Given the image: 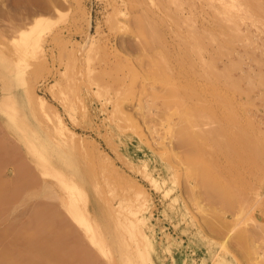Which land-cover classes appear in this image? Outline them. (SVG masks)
Masks as SVG:
<instances>
[{
	"label": "rangeland",
	"instance_id": "obj_1",
	"mask_svg": "<svg viewBox=\"0 0 264 264\" xmlns=\"http://www.w3.org/2000/svg\"><path fill=\"white\" fill-rule=\"evenodd\" d=\"M31 24L35 31L20 37ZM0 30V264H82L83 256L106 264L82 234L72 235L53 168L87 198L110 264H264V0H0ZM167 79L182 108L164 100ZM181 113L201 139L205 130L211 140L238 128L243 146L256 145V155L243 147L251 163L240 160L242 173H230L227 148L205 139L225 150L201 157L223 167V181H236L226 182L235 205L197 185L175 135L186 124ZM58 122L67 131L55 132ZM46 127L60 146L50 139L44 151L36 131ZM226 133L218 140L234 142ZM25 146L41 153L36 164L51 163L48 175Z\"/></svg>",
	"mask_w": 264,
	"mask_h": 264
},
{
	"label": "bare ground",
	"instance_id": "obj_2",
	"mask_svg": "<svg viewBox=\"0 0 264 264\" xmlns=\"http://www.w3.org/2000/svg\"><path fill=\"white\" fill-rule=\"evenodd\" d=\"M38 21V22H37ZM39 21H41L42 22V20L41 19H39V18H37V19H35L32 23L35 25L36 24V27L33 25V24H31V26H30V28L33 26V27H35V28H37L38 30L39 29H42V28H39V24L40 25H42V23H40ZM39 23V24H38ZM41 27V26H40ZM35 28H31L30 30H28L29 29V27L28 28H26L25 29V31H22L21 29V31H19V30H17L18 32H20V37L21 36H25L24 38H27V35L29 36L30 34H28V33H30V32H32V30H34ZM18 29V28H17ZM24 30V29H23ZM38 30H36V31H38ZM1 31V30H0ZM35 31V30H34ZM16 32V31H15ZM17 33V32H16ZM37 34V33H39V32H33V34ZM0 34H3V33H1L0 32ZM32 33H31V35L32 36H34ZM35 34V35H36ZM1 36V35H0ZM23 38V37H22ZM28 38H30V37H28ZM32 38V37H31ZM23 41V40H22ZM23 45V44H22ZM22 45H18V46H22ZM26 46V44L24 45V46H22V47H17V48H21L20 49V51L22 50V51H25V49L23 48V47H25ZM13 52V51H12ZM14 54H16V50L13 52ZM13 53H11V54H13ZM165 80H166V78H165ZM167 84H168V92H167V95L166 96H168L169 98L167 99V97L164 99V100H168V102H170V101H173V102H171L170 104H177L178 106H180V108H182L181 107V101H180V99H178L177 98V96H176V92H177V86L175 85V83L174 82H172L171 80H169V79H167ZM5 86V85H4ZM195 87V86H194ZM8 87H6V88H4V89H7ZM201 89V88H200ZM169 94V95H168ZM3 97V96H2ZM11 97V96H10ZM0 98H1V96H0ZM4 98V97H3ZM39 100V102H38V106L40 107V109H43V105L45 104V102L42 100L41 101V99H38ZM37 100V101H38ZM170 100V101H169ZM2 102V101H1ZM0 102V104H3V103H1ZM175 102V103H174ZM164 103H167V102H165L164 101ZM168 104V103H167ZM166 104V105H167ZM176 105V106H177ZM0 107L2 108V106L0 105ZM8 108H5L6 110H4V111H7V110H10L11 111V109H10V107L9 106H7ZM44 107H45V105H44ZM2 110V109H1ZM10 111H8V112H3L4 114H6V113H10L9 115H11L10 117L12 118L13 116V114L10 112ZM14 111V110H13ZM43 111V110H42ZM185 112L184 113H188V111H187V109L186 110H184ZM221 111H219V113H220ZM182 113H183V111H182ZM181 113V114H182ZM8 114H6V117H7V120L10 118L9 116H7ZM189 114V113H188ZM188 114H187V116H188ZM0 115H1V111H0ZM182 115H185V114H182ZM182 115H180V116H182ZM190 116L192 115V114H189ZM194 115L195 114H193L192 116V120H193V118H194ZM227 116H229V113H227L226 114ZM15 116V115H14ZM189 116V117H190ZM226 116V117H227ZM233 116V115H232ZM6 117H4V118H6ZM9 117V118H8ZM183 117V116H182ZM182 117L180 118V119H182ZM225 117V116H224ZM230 118H231V115L229 116ZM15 118L17 119V116H15ZM14 118V119H15ZM185 118L186 119H184L185 121L187 120V117H186V115H185ZM233 118V117H232ZM190 119V118H189ZM188 119V120H189ZM190 119V120H191ZM197 118H195V120H196ZM7 120L5 121V122H7ZM184 120L182 119V121L184 122ZM8 121H10V120H8ZM22 121H24V120H22ZM200 121V120H199ZM14 122V121H13ZM192 121H190V123H191ZM3 123V122H2ZM15 123H18V122H15ZM23 123H25V122H23ZM39 123V122H38ZM194 123V122H193ZM12 124H14V123H12ZM185 124V123H184ZM183 124V126H182V128H180L179 130H177V132L179 133V134H177L176 132V134L175 135H178V137H180V138H178V140H179V142L181 143V142H184V144L185 145H183V146H187V150L186 151H188L187 152V154H189L188 156H186L188 159L187 160H189L188 161V163H192L193 164V166L194 165H196V170H194V169H190V167H192V164H189L190 166H189V168L188 169H190V171L191 172H193V170L195 171V172H193L194 174L193 175H197L196 177H198V179H200V181H198L197 182V180H196V183H198L197 185H199V187H203V189H205V191H206V193L208 194V195H211V196H213L214 194V197L216 198L215 200H218L217 202L219 203V200H221V202H222V204H224L223 203V201H228V202H230V200H232L233 201V199L237 196V195H235L234 196V194H235V192L233 193L232 192V190H230L229 189V187L230 186H228V183H229V185H231V184H233V183H231L232 181H235V180H232V181H230V182H228L229 180H231V178H229V180H225V181H223V178H227L228 179V177H224V171L225 170H223L222 168H218L219 170L221 169V170H223V173H222V171L220 170H218L217 169V166H216V169L218 170V172L217 173H220V174H222L221 176H223L221 179H219L218 177H221V176H217L216 175V173L214 172L215 170H214V167H215V163H214V160L212 161L214 164L212 165V164H210L211 163V159L209 158V157H203V159H202V154H204L205 155V153H210V150H211V147H209L210 146V144H209V142H211V141H213V142H211L212 144H213V146L212 147H220L219 146V144H222V145H224V147H223V149H225L226 150V148H227V152H225V150H223V149H219V148H217L216 150L217 151H219L220 150V153L222 152L221 150H223L224 152V154L223 155H225L226 157H227V159H228V166H227V170H229L230 171V173L231 172H234V171H237V172H240V174L242 173L241 172V170L240 169H242L241 168V166H244V164L240 161V160H244V159H246V157H245V153H249V151L251 152V153H253V155H256V153H257V151L255 150V147H254V149H252V145L254 144H251V143H249L248 141H247V144H248V146H247V144L245 143L246 141L244 140V139H242V141L244 140L245 142H243V144H244V146L247 148H249L250 146V150L248 149V150H244L243 149V145L241 144L242 142L241 141H238L239 140V138H237V134H238V132H240V131H237V129L238 128H234V130H235V135L233 134V133H230L229 132V134H232L234 137H235V139H234V137H232L233 139H234V142L233 141H230V139H229V137L228 136H226V132L227 131H221L220 133H218L217 132V134H221V136L220 135H218L219 137H221L222 138V135L224 134V133H226L225 135H224V137H227V138H224V140H227V139H229V141L228 142H232V146H231V148H229L228 146L226 147L225 145H227V144H229L227 141H223L224 143H222L221 141L223 140V139H221V141L220 140H218L219 139V137L217 138L216 137V135H213L214 137H216V138H214L213 136H212V139L211 140H209L208 139V133H206L205 134V132H208V131H206L205 130V132H204V129H202V131L204 132V134H203V137H207V138H205L206 140H209V142H208V144H207V142H205V139L204 138H202L201 139V135L198 133L199 132V130L197 131H194L195 129V127L194 126H196L195 124H192V125H188L189 124V121H188V124H187V121H186V124L184 125ZM23 125H27L26 123L25 124H23ZM40 125V127H41V123L39 124ZM52 126L54 125V127H53V129H54V131L55 132H57V133H60V134H62L63 133V131L64 130H66L65 129V126L63 127V125H62V122H58L57 123V125H55V124H51ZM15 126V125H14ZM43 126V125H42ZM185 126V127H184ZM16 127V126H15ZM29 127V126H28ZM32 127V126H31ZM192 127V128H191ZM194 127V128H193ZM199 127H201L200 125H199ZM26 129H27V127H25ZM42 129H43V127H41ZM198 128V127H197ZM202 128V127H201ZM8 129V128H7ZM17 129H18V127H17ZM29 129H30V127H29ZM41 129V130H42ZM46 129V132L44 131V132H39V131H36L37 132V137H36V140L38 141H40L39 143L43 146V148H44V151H45V149H47L46 148V143L48 144L49 143V140L51 139L52 141H53V145H57V146H60L58 143H59V141L57 142H55L54 140V138L53 137H51L52 135H49V133H47V131H48V129H49V131L51 132V134H53L54 135V133H52V130H50V128L49 127H46L45 128ZM216 130V129H215ZM215 130H213V131H215ZM220 130V129H219ZM222 130V129H221ZM6 131H9L8 133H10V130H6ZM28 131H30V130H28ZM32 131H33V129H32ZM67 131V130H66ZM212 131V134H214L215 132H213ZM236 131H237V133H236ZM20 132H21V130H20ZM34 132V131H33ZM234 132V131H233ZM7 133V134H8ZM23 133V132H22ZM64 133H66V132H64ZM68 133H70V132H68ZM193 133V134H192ZM194 133H196V134H194ZM18 134H20V133H18ZM216 134V133H215ZM229 134H227V135H229ZM70 135H74V134H72V133H70ZM180 135V136H179ZM194 135H196V136H194ZM197 135H199L200 136V140H202V141H200L197 137H199V136H197ZM231 135V136H232ZM12 136V135H11ZM35 136V135H34ZM67 137L69 138H71L72 140H73V138L75 137H72V136H69V134L67 135ZM238 137H239V135H238ZM181 138H182V140H181ZM237 138V139H236ZM242 137H240V139H241ZM19 139V138H18ZM54 139V140H53ZM204 139V140H203ZM216 139V140H218V141H214V140ZM15 140V139H14ZM27 140V139H26ZM184 140V141H183ZM232 140V139H231ZM205 142V144L204 143H202V142ZM220 141V142H219ZM18 142V141H17ZM31 142L32 141H30V144H31ZM27 144V143H26ZM30 144H28V145H30ZM207 144V145H206ZM216 144V145H215ZM217 144H218V146H217ZM25 145V144H24ZM52 145V144H51ZM206 145V146H205ZM253 146H256L255 144L253 145ZM31 146H29V147H26L25 146V149L27 150V154H29L30 156H32L31 157V159H32V161L34 162V157H36V159L37 160H39L40 158H41V156L39 155H37V154H41L40 152L39 153H35L36 152V149H35V147L33 148H30ZM37 147V146H36ZM206 147H209V149L208 148H206ZM42 148V149H43ZM232 148H233V150H232ZM38 149V148H37ZM209 151H208V150ZM228 149H229V151H228ZM48 150V149H47ZM54 150V149H53ZM58 150V149H57ZM61 150V149H60ZM64 150V149H63ZM66 150V149H65ZM64 150V151H65ZM204 150V152L202 153V151ZM206 150L208 151V152H206ZM215 149H213L212 148V153L211 154H214L215 155V151H214ZM231 150V151H230ZM253 150H254V152H253ZM40 151V150H39ZM255 151H256V153H255ZM38 152V151H37ZM43 152V151H42ZM54 152V151H53ZM52 152V153H53ZM56 152V151H55ZM214 152V153H213ZM216 153H218V152H216ZM231 153H233L232 155H233V157H232V155H231ZM247 153V154H248ZM25 154V153H24ZM50 154V153H49ZM56 154H57V152H56ZM62 154V153H61ZM201 154V155H200ZM52 155V154H51ZM63 155V154H62ZM209 155V154H208ZM213 155V156H214ZM234 155L236 156V158H238V159H236L235 157H234ZM212 156V158H214ZM243 158H241V157ZM26 157V156H25ZM54 157V156H53ZM61 157V156H60ZM240 157V158H239ZM43 158V157H42ZM52 158V157H51ZM51 158H50V160H51ZM204 158H206V159H204ZM232 159V161H230L231 159ZM236 159L235 161H234V159ZM44 159V158H43ZM53 159V158H52ZM230 159V160H229ZM55 160V159H54ZM57 160H59L60 161V159H58L57 158ZM205 160H208L207 162L205 161ZM247 160V164L248 163H251V162H248L249 160H248V158L246 159ZM246 160H244V161H246ZM252 161V160H251ZM41 162V161H40ZM46 162H47V160H46ZM46 162H44V163H46ZM48 162H50V161H48ZM53 162V161H52ZM57 162V161H56ZM32 163V162H31ZM35 164L37 163L36 161L34 162ZM54 163V162H53ZM245 163V162H244ZM245 163V164H246ZM252 163H253V161H252ZM34 164V165H35ZM51 164V163H50ZM49 164V168H50V165ZM65 164V163H64ZM39 165H41V167H42V173L40 172V174H42L43 176H46V175H48L49 174V172H47L46 173V171L44 170V167H47V166H45V164H40L39 163ZM38 164H36L35 166L36 167H38L39 166ZM44 165V166H43ZM67 165V164H66ZM69 165V167H70V164H68ZM67 165V166H68ZM59 166V165H58ZM58 166H55V164H54V167H58ZM61 166V165H60ZM67 166H65V167H67ZM214 166V167H213ZM225 166V165H224ZM247 167H246V169L247 168H249V169H247L248 171L251 169V167L252 166H254V165H252L251 166V164H250V166L251 167H249V165H246ZM69 167H67V168H69ZM48 167H47V171H48V169H49ZM53 168V167H52ZM52 168L51 169H49V170H52ZM245 168V167H244ZM244 168H243V173H245L246 174V172H245V170H244ZM46 169V168H45ZM54 169V171L52 172L51 171V176L53 175V177H56V180H58V182H59V184L64 188L63 190H64V192H62V194H60V195H58V198H57V204H59L58 206H60V208H62L63 209V211H64V213L66 214V216H68L67 218L69 219V220H71V222L72 223H74V228H72L70 225H68V224H66L67 222L65 221V219L63 218V220H64V223L66 224V226L67 227H65V228H67L66 230H68V227H69V229H71V231L73 230V234L72 235H76V233L78 234L77 235V237L78 236H80L79 235V233L80 234H82L81 235V237H84L86 240H87V242L92 246V248H94V250L100 255V256H102V258L105 260V263L106 264H110L111 263V260L113 259V256L111 257L110 255H107V253L108 252H106L107 250H106V246L104 245L105 243L102 241V239L99 237H96L94 234H93V229H92V227H91V225H90V217H89V210L88 209H86V207H85V198L86 197H84V194H83V192L80 190V188H78V186H77V183H75L74 181H72V179L70 180V177L68 178V175H67V177L65 176V174H62V172L63 171H61V173H60V170L59 169H55V168H53ZM63 169V168H62ZM233 169V171H231ZM71 170V169H70ZM69 171V170H68ZM189 171V170H188ZM189 171V172H190ZM247 171V172H248ZM191 172H190V174H191ZM236 174L237 175H239V176H237V178L238 177H242L243 175H240L239 173H235V174H233V175H235V177H236ZM244 174V175H245ZM72 175V174H71ZM70 175V176H71ZM75 175V174H74ZM74 175H73V177H74ZM192 175V174H191ZM226 176V175H225ZM195 177V176H194ZM240 177V178H241ZM245 177V176H244ZM243 177V178H244ZM75 178V177H74ZM197 179V178H196ZM79 180V179H78ZM77 180V181H78ZM82 180V179H81ZM236 180H238V179H236ZM244 180V179H243ZM246 181V180H245ZM226 182H228V183H226ZM236 182V181H235ZM247 182V181H246ZM245 182V183H246ZM231 183V184H230ZM80 184V183H79ZM83 183H81L80 184V187H81V185H82ZM48 186V185H47ZM232 186V185H231ZM49 187V186H48ZM0 188H3V186H1ZM81 188H83V187H81ZM231 188V187H230ZM51 188L49 187L48 188V193H46V195L48 194L49 196H51V198H53L54 196V198L56 199V197H57V194L56 195H54V192L52 191V190H50ZM233 189V188H232ZM1 190V189H0ZM84 190V189H83ZM235 191V190H234ZM43 192H45V191H43ZM42 192V193H43ZM44 195H45V193H43ZM113 194V193H112ZM45 195V196H46ZM47 195V197H49ZM54 195V196H53ZM114 196V195H113ZM112 197V196H111ZM213 197V198H214ZM110 198V197H109ZM209 200L211 199V197L210 196H208L207 197ZM87 199V198H86ZM114 199H116V198H114ZM113 200V199H112ZM215 200L213 199H211V202H215ZM234 200H236L237 201V198H235ZM119 201H122L121 199H119ZM231 201V202H232ZM235 201V202H236ZM81 204H83V207H80V203ZM231 202H230V206H232L231 205ZM117 203V202H116ZM227 203V202H226ZM120 205V202L119 203H117V206H119ZM232 204L233 205H235L233 202H232ZM122 205V204H121ZM228 205H229V203H228ZM91 206V205H90ZM115 206V205H114ZM113 206V207H114ZM91 207H93V206H91ZM110 207H111V205H110ZM121 207H124V206H121ZM224 207H226V209H227V206L225 205ZM233 207H235V206H233ZM95 208V207H94ZM115 208V207H114ZM232 207H230V209H231ZM61 209V210H62ZM100 209V208H99ZM118 209H120L119 207H118ZM123 209V208H122ZM122 209H120V210H122ZM124 209H125V207H124ZM233 209V208H232ZM240 212V211H239ZM57 213V212H56ZM56 213H54V214H56ZM96 212H94V214H95ZM51 215V214H50ZM57 216H58V213L56 214ZM56 216V217H57ZM94 216H96V215H94ZM59 218V217H58ZM62 218V217H61ZM45 223V222H44ZM43 223V224H44ZM47 223V222H46ZM48 223H49V221H48ZM63 223V224H64ZM64 224V225H65ZM134 223H130V226L132 227V225H133ZM45 225V224H44ZM44 225H43V229L44 230H48V228H52V225H51V227H49V226H46V227H48V228H44ZM71 227V228H70ZM63 228H64V226H63ZM68 231H70V230H68ZM70 231V232H71ZM66 233H64V234H68V236H69V232L67 233V231H65ZM71 235V234H70ZM69 237H71V236H69ZM74 237H76V236H74ZM104 237V236H103ZM80 238V237H79ZM104 239V238H103ZM51 241V240H50ZM105 241V240H104ZM106 242V241H105ZM48 244H46V248L49 246H47ZM44 245H42L41 247H42V249H44V247H43ZM40 247V246H39ZM50 247V246H49ZM41 249V250H42ZM49 249V248H48ZM48 249H46V250H48ZM51 249V248H50ZM49 249V250H50ZM90 249H91V247H90ZM137 249V248H136ZM45 250V249H44ZM45 250V251H46ZM89 250V249H88ZM140 250V249H139ZM51 251V250H50ZM95 251H94V253H95ZM138 251V250H137ZM140 252V251H139ZM138 252V253H139ZM50 254H51V252H50ZM50 254H48V256H50ZM83 254H85V255H87L86 253H83ZM96 254V253H95ZM97 254V255H98ZM91 255L93 256V253L91 252ZM90 255V253H89V256H88V260L90 259V261L92 260V258L94 259V257H92ZM113 255V254H112ZM48 256L46 255V258H48ZM84 257H85V260H86V258H87V256H83L82 257V259L84 260ZM89 257H91V258H89ZM83 261V263L85 264V262H86V264H87V261ZM126 260H128V259H126ZM93 261V260H92ZM114 261V260H113ZM8 263H10V262H8ZM13 263V262H12ZM11 263V264H12ZM18 263V262H17ZM16 263V264H17ZM82 263V264H83ZM113 263V262H112ZM13 264H15V263H13ZM18 264H22V263H18ZM24 264V263H23Z\"/></svg>",
	"mask_w": 264,
	"mask_h": 264
}]
</instances>
